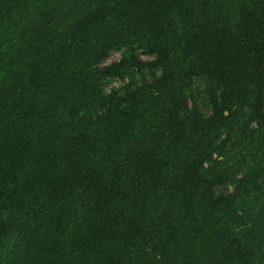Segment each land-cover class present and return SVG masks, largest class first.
Masks as SVG:
<instances>
[{"label":"trees","instance_id":"1","mask_svg":"<svg viewBox=\"0 0 264 264\" xmlns=\"http://www.w3.org/2000/svg\"><path fill=\"white\" fill-rule=\"evenodd\" d=\"M0 264H264V0H0Z\"/></svg>","mask_w":264,"mask_h":264},{"label":"rangeland","instance_id":"2","mask_svg":"<svg viewBox=\"0 0 264 264\" xmlns=\"http://www.w3.org/2000/svg\"><path fill=\"white\" fill-rule=\"evenodd\" d=\"M119 58V53L114 51L112 52L109 57L107 58V60L105 61V63H110L112 61H115ZM139 58L141 60H151L153 58V56H150V55H146L145 53H142V52H139ZM122 85V82L118 81V80H112L110 83H109V86L108 88H112V87H120ZM196 87H197V84H196Z\"/></svg>","mask_w":264,"mask_h":264}]
</instances>
